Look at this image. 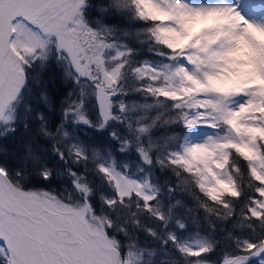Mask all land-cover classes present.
I'll return each instance as SVG.
<instances>
[{
	"label": "snow or ice",
	"instance_id": "6c2138e0",
	"mask_svg": "<svg viewBox=\"0 0 264 264\" xmlns=\"http://www.w3.org/2000/svg\"><path fill=\"white\" fill-rule=\"evenodd\" d=\"M0 264H264V0H0Z\"/></svg>",
	"mask_w": 264,
	"mask_h": 264
}]
</instances>
